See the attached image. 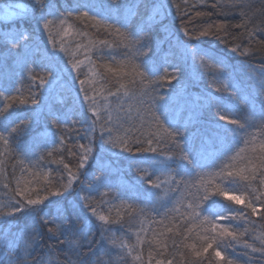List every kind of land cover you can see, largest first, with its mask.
<instances>
[{"label": "trees", "instance_id": "1", "mask_svg": "<svg viewBox=\"0 0 264 264\" xmlns=\"http://www.w3.org/2000/svg\"><path fill=\"white\" fill-rule=\"evenodd\" d=\"M18 1L28 6V11L21 15L24 19L20 22V26L29 32L35 30L33 40L30 43L33 52V62L30 65L31 76L27 72L13 74L15 66L12 65L11 60L8 61L4 70L11 76V79L4 83V88L8 90L3 96H0V111L5 112V114L11 113L12 118L29 115L30 110L35 107L30 103L34 95L41 105V110L45 113L41 127L47 125L50 131L56 132L58 139L63 136L67 148L71 149L73 153H79L78 145H88V139L86 137L81 138L84 126L80 123L82 119V93L77 94L79 81L89 80L91 83L88 86L90 88L95 87L96 92L90 91L89 94L95 96L100 105L101 113L105 111V105L112 108L116 107L118 101L114 97L108 96V90L115 92V89L121 84L137 98L144 96L145 93L148 94L144 96L145 99L157 94L164 96L166 89L170 88L169 84L167 82L141 84L140 78L132 74L135 66L132 58L137 55L139 63H136L137 65L141 64L144 49L148 47L151 48L149 58L152 59L158 69L163 68L159 64V56L156 60L158 55H156V51L158 52V48L163 50L168 46L173 47L176 43L168 35L170 25L173 26L174 31L179 33L181 39H187L183 36V28H188L190 31H203L209 25L226 26L227 35L222 30L218 35L202 36L198 41L192 42L194 46L210 57L219 56L224 60V63L218 64L209 57L205 58L204 63L197 60L192 65L196 67L199 74V77L193 78L198 79V83L194 84L195 81L189 83L188 81L191 80L189 75L186 76L181 70L180 73L185 77L183 83L188 84L189 91L194 94L215 93V98L221 106L226 104L233 106L232 112L219 114H228L234 118H240L242 122L246 121L249 125H254L248 129V132L256 131L259 126V107L264 102V69L261 67L264 65V51H262L264 43H261L264 42V31H262L264 29V16L260 13V10L264 9V0H164L165 3L171 4L170 10L167 13H162L158 18L151 38L143 39L140 43L129 47L120 43L121 38L113 35L111 30L106 31L102 26H96L94 21L76 19L74 12L66 24L60 25L59 20L72 12L76 0H57L58 13L47 15L46 18L54 22L50 26L53 33L51 39L48 36V30L42 29V23L41 27L37 28L35 20L32 19L33 0ZM177 4L180 6L179 11L175 7ZM106 8L107 5H105V10ZM44 12L46 15L47 10L45 9ZM198 12L203 15L197 16ZM241 12H244L245 15L242 16ZM36 15L39 16L40 12H37ZM131 22L135 23L136 21L133 19ZM237 25H243V27H237ZM165 26H167V31ZM77 33H86L87 35H78ZM250 33L254 34L250 35ZM53 40L57 52L55 58L48 55V51L52 50ZM105 40L113 43V45L120 43V46L108 48L99 43V41ZM90 41L95 43V47L91 51L85 52V46H88ZM61 44L75 53L76 60L83 62L79 72L72 67L73 58L61 49ZM237 45H239L240 50L231 51ZM245 48L252 51L241 55V51ZM6 54V49L0 46V55ZM89 59L92 61L91 64H89ZM50 65L55 66L53 72L48 70ZM110 68L120 69L126 75L116 76L109 71ZM257 74L261 75V79H259L262 81L261 83H255ZM32 76L36 79L33 80ZM52 76L54 77L52 84L39 85L41 77L48 80ZM149 76L152 80L156 79L151 74ZM57 78L59 85H57L58 83L55 84ZM225 79H227L228 84L224 83ZM231 84L241 90L236 94L240 99L231 94V91H235L234 88L231 91L225 89V85ZM156 87L161 88L163 92H159ZM171 87L176 89L179 85H172ZM50 92L51 94H49ZM7 96H15L17 99L8 100L5 98ZM21 99L27 100L29 103L21 104ZM121 100L124 108L132 103L128 97L121 96ZM8 104H12V107L6 108ZM84 104L86 105L87 102L85 101ZM253 107L256 109L255 113ZM48 111H54L58 115L66 117L65 123L62 125L64 131L56 129L55 125L51 123L46 115ZM89 115L92 114L89 113ZM184 116L187 118L186 114ZM216 116L215 105L201 113L199 120L200 126L206 129H201L202 135L205 137L212 134ZM37 130L39 129L29 128L15 139L10 138L8 147L0 143V264H18L20 260H24L26 264H139L134 257L137 255L135 250L136 233L141 232L142 228L145 230L141 232V236L145 240L143 257L147 261L148 252L151 250L153 264H155L156 259H164L165 261L171 259L173 264H220L215 256L217 246L223 253L225 261L231 260L233 264H264V252L260 251L264 247V220L261 219L264 210L259 215L251 216L250 222L247 223L243 220L220 221V223L228 226L229 230L235 229L237 231V239L225 237L201 257L194 255L191 247L188 246L195 244L200 247L203 241L196 236L199 229L180 217V213L186 211L184 207L180 206V202L183 201L184 204H187L186 197L189 190L194 191L191 185L204 173L215 170L206 168L204 163L200 164L204 165L203 167L193 168L187 162L178 160L179 149L167 152V144L161 146L165 149L161 159H164L165 156L175 155L178 161L165 159L161 170H158L159 168L157 169L153 164L151 165L150 162H155L152 154H135L138 162L130 167L127 154L120 157L116 154L118 150L109 152L108 157L113 162V167L116 168L119 164L126 180L130 182V186H128L130 189L121 190L119 186H113L117 172L108 166H103L104 173L109 175L110 187H101L98 191H92L90 194H87V191L86 197L90 198L88 203L96 206L99 212L109 216V230L104 233V238L101 240V229L98 226L90 229V238L98 242L92 245L91 249L85 240L80 237H73L71 251H69L65 244L50 238L49 228L54 229L55 225L49 224L48 227H43L39 218L19 214L14 219L7 217L6 213L10 211L11 205L14 203L13 189L16 187V179L22 176V168L25 169L24 178L28 180L32 178L27 169L38 172L50 170L51 178L58 179L59 175L63 173L64 164L70 165L73 170L76 168V156L68 155L65 147L59 143L55 146L52 145L47 136L42 139L39 146L33 144L32 136ZM99 135L97 132L96 139L98 140H100ZM186 135L191 138V143L187 145L191 151L190 146L198 142L200 137L195 136V130L193 133L186 132ZM246 137L243 134L233 136L223 132H219L213 137V145L217 151L213 157L215 163L220 165L227 157L232 156L233 150L236 151L237 147L233 148L237 144L245 143ZM219 138H222V142L218 141ZM106 140L105 137V142ZM199 143L195 144V148ZM53 147L56 149L53 156L46 157V152ZM109 148L110 146L103 145L102 142L99 144V141L93 145V151L95 149L107 153ZM224 148H229L230 151L227 152L226 157L218 158L219 152L223 151ZM191 154L194 157L193 152ZM42 155L45 156L43 160L40 159ZM61 156H63V163H58L57 161ZM20 161H24V164L21 165ZM90 163L92 164V161ZM128 167L131 169L129 170ZM137 168L147 169L153 180L158 177L160 188L154 191L151 185L138 182ZM86 172L87 175L81 174L79 182L74 185L79 196L85 192L79 191L81 187L87 189V186L93 182V177L101 175L100 168L95 164L86 168ZM177 172L180 175H177ZM63 174L66 175V173ZM185 184L188 187H185ZM236 187L239 191H244L243 185ZM254 187L257 185H251L247 191L251 193ZM130 191H136L139 198L130 199ZM69 199L71 200L72 197ZM213 200L216 202L213 203L210 200L205 204L206 212H223L231 206L243 208V205H235L229 201H223L219 197H214ZM129 204L132 205L131 209L127 207ZM60 208L62 205L44 207L41 216L52 220ZM176 208H179V212H173V209ZM117 211L120 213L119 217ZM99 223L96 221L97 225ZM168 227L173 228L171 233L167 232ZM188 228L193 229L191 236L188 234ZM201 235H203L202 232ZM157 240L167 244V252H162L159 245L155 243ZM148 241H153V243L150 245ZM5 242H7L6 245ZM129 248L134 250L129 252Z\"/></svg>", "mask_w": 264, "mask_h": 264}, {"label": "snow or ice", "instance_id": "2", "mask_svg": "<svg viewBox=\"0 0 264 264\" xmlns=\"http://www.w3.org/2000/svg\"><path fill=\"white\" fill-rule=\"evenodd\" d=\"M56 4L57 0H33L32 2V19L35 20L37 28L41 27L42 23V29L48 30L50 39L53 37L50 26L54 22L46 17L58 13ZM105 5H107L106 10ZM170 7L171 4L165 3L164 0H95V2L93 0H83V2L76 0L72 12H69L67 17L60 19L59 24H66L74 12L76 13V19L94 21L96 26H102L106 31L111 30L113 35L121 38L120 43H123L125 47H129L140 43L143 39H150L158 18L162 13H167ZM175 7L179 11L180 6L177 4ZM45 9L47 10L46 15ZM27 11L28 6L25 3L17 2L5 5L2 14H0V46H3L7 52L6 55H0V96H3L5 91L8 90L4 88L5 81L11 79V76L4 70L9 60L15 66L13 74L27 72L31 76L30 65L33 62V52L30 43L33 40L35 30L29 32L27 29L22 28L20 22L24 17L18 15V13H26ZM37 12H40L39 16L36 15ZM260 13L264 16V9H261ZM200 15L203 14L198 12L197 16ZM241 15L244 16L245 13L241 12ZM133 19H135V23L131 22ZM237 27H243V25H237ZM165 30L167 31V26H165ZM222 30L227 35L225 25H209L203 31H190L188 28H183V36L187 39H181L177 36V43L183 47L184 53L190 57L193 63L197 60L204 63L205 58L209 57L218 64H223L224 60L219 56L210 57L192 43L198 41L202 36L218 35ZM77 34L87 35L86 33ZM253 34L250 33V35ZM99 43L108 48L120 46V43L113 45V43L106 40L99 41ZM93 47H95V43L90 41L89 45L85 46V52L91 51ZM61 49L73 58L72 67L79 72L80 65L83 62L76 60L75 53L65 48L63 44H61ZM239 50V45L231 49L233 52ZM250 51L252 50L245 48L241 51V55H245ZM150 52L151 48L146 47L142 54L143 62L133 68L132 74L140 78V83L145 85L149 83L160 84V82L170 83L172 80H177L181 69L178 66H171V72L165 69L164 75L159 76V69L149 58ZM48 55L53 58L57 56L54 40L52 50L48 51ZM91 63L92 61L89 59V64ZM261 67L264 69V65ZM48 70L53 72L55 66L50 65ZM109 71L116 76L126 75V73L116 68H110ZM149 74L156 77V79L152 80ZM32 79L35 80L36 77L32 76ZM53 80V76L48 80L41 77L39 85H50ZM90 83L89 80L79 81L77 94L82 93V119L80 123L84 126L81 138L86 137L88 145H78V154L67 148L63 136L58 139L56 132L50 131L47 125L41 127L45 113L41 110V105L34 95L30 103L35 107L30 110L29 115L12 118L11 113L5 114V112L0 111V129H2L0 130V143H3L6 147L10 145V138L15 139V137L24 134L29 128H37L39 130L35 131L32 136L33 144L39 146L42 139L47 136L52 145L55 146L59 143L62 147H65L68 155H75L77 158L75 170L70 165L64 164L63 173H66V175L62 173L58 179L51 178L50 170L38 172L27 169L32 178L28 180L24 178L25 169L22 168V176L16 179V187L13 189L14 203H12L10 211L6 213L7 217L14 219L19 214L39 218L43 227H48L49 224L55 225L54 229L49 228L50 238L65 244L69 251H71L73 237H80L85 240L91 249V246L98 242L90 238V229L98 226L101 229V240H103L104 233L109 230V216L99 212L96 206L88 203L89 197L81 198L74 185L79 182L81 174L87 175L86 168L92 167L90 163L92 161L100 168L101 175L94 176L93 182L87 186V189L81 187L79 191L91 192L98 191L101 187H110L109 175L104 173L103 164L99 158L93 155V145L97 138V132L100 134L99 139L102 144L110 146L108 152L118 150L116 152L118 156L128 155L130 167L138 162L135 154H152L154 161L160 163H164L165 159L182 160L193 168L203 167L204 165H200L199 161L195 160L191 151L187 148V145L191 143V138L186 135V132L193 124L200 123L201 113L213 105L217 109V116L209 139L215 137L219 132L232 134L233 136L243 134L248 139L244 141L246 148L240 149L235 155L227 157L222 164L215 166V171L204 173L191 185L194 191L189 190L186 197L187 204H184L183 201L180 202V206L186 209L185 212L180 213V217L199 229L196 236L203 241L200 247L195 244L188 247H191L196 257H201L210 248H213V245H218L219 240L225 237H230L233 240L237 239V231L235 229L229 230L228 226L219 223V221L243 220L247 223L250 222L251 216L259 215L264 210V102L259 107V126L256 131L248 132V129L254 127V125H249L246 121L242 122L240 118H234L228 114H219L221 112H232L234 110L233 106L227 104L221 106L215 98V93L194 94L189 91V85L183 82L180 83L178 88L170 90L167 95L157 94L149 96L147 99L144 98L148 95L147 93L137 98L121 84L115 89V92L108 90V96L114 97L118 103L115 108L105 105L103 113L100 111V105L95 96L89 94L90 91L96 92L94 86L91 88L88 86ZM233 88L235 91H231ZM225 89L231 91L233 96L241 91L234 84L225 85ZM121 96L128 97L129 101H132L127 108L123 107ZM5 98L12 101L17 99L15 96ZM236 98L240 99L238 96ZM105 100H107V97H105ZM85 101L87 102L86 105L84 104ZM20 103L27 104L29 101L21 99ZM11 107L12 104L6 106V108ZM253 112H256L255 107H253ZM89 113L92 115H89ZM185 113H187V118L184 116ZM46 115L56 129L65 130L62 125L65 123L66 117L58 115L54 111H48ZM125 125H128V127H125ZM105 137L107 138L106 142ZM165 144L168 145L167 152L179 149L178 160L175 155L165 156L164 159H161L165 152V149L161 146ZM55 150V147L48 150L46 157H52ZM228 151H230L229 148H224L223 151L219 152L218 158L226 157ZM246 152H250L251 155H241ZM40 159H45V156L42 155ZM57 162L63 163V156ZM20 163L23 165L24 161H20ZM137 171L139 173L137 176L138 182L151 185L154 191L160 188L158 177L153 180L145 168H137ZM177 175H180V173L177 172ZM181 182L183 183V181ZM237 185H243L244 191H239ZM251 185H257V187L252 188L251 193H249L247 189ZM184 186L188 187L186 184ZM69 197H72V199L70 200ZM214 197L222 198L223 201H229L235 205H243V208L231 206L223 212H206L205 204L210 200L215 203ZM129 198H139L138 193L130 191ZM50 205H62V208L52 220L41 216L43 208ZM127 207L131 209L132 205L129 204ZM173 212H179V208L173 209ZM119 215L120 213L117 211V216L119 217ZM261 219L264 220V215H261ZM96 221L100 222L99 225L96 224ZM144 231L142 228L141 232ZM172 231L173 228H167V232L171 233ZM187 231L191 236L193 229L188 228ZM141 232L136 233L135 250L137 255L134 259L139 264H153L151 250L148 252L147 261L143 257L145 240L142 238ZM201 232L203 235H201ZM148 243L151 245L153 241H148ZM155 243L159 245L162 252L168 251V246L163 241L157 240ZM6 244L7 242H5ZM133 250V248L128 249L129 252ZM260 251L264 252V247ZM215 256L220 264H233L231 260L225 261L219 246L216 248ZM18 264H26V262L20 260ZM155 264H173V261L171 259L167 261L156 259Z\"/></svg>", "mask_w": 264, "mask_h": 264}, {"label": "rangeland", "instance_id": "3", "mask_svg": "<svg viewBox=\"0 0 264 264\" xmlns=\"http://www.w3.org/2000/svg\"><path fill=\"white\" fill-rule=\"evenodd\" d=\"M17 2H20V1H18V0L9 1V2L1 1L0 2V14H2V9H3V7L5 5L15 4ZM18 15H22V13H18ZM170 26L171 27L168 28V35L171 36V38H173L172 40H174L176 43H174L173 47L168 46L166 49H163V50L158 48V52L156 51V55L157 54L158 55H157V57L155 55L154 58L156 57V60H157V58L159 56V59H158V60H160L159 64H160V66H163V68H159L158 75L159 76H163L164 72H165V69H167L169 72H171V66H178L181 70L184 71L186 76H187V74L189 75L191 80H189L188 82L190 83V82L195 81L194 84H196V83H198L197 82L198 79H193V78L199 77V74H198V72L196 70V67L194 65H192L193 61L190 59V57L186 56V54L184 53L183 47L180 44L177 43V36H179V33L177 31H174V29L172 28L173 27L172 25H170ZM137 57L138 56L136 55L135 58H132V59H134L133 64H135V65H137V63H139ZM183 78H185V77L182 75V73H180V75L178 76L177 80L171 81L170 83L167 82L169 84L170 88L166 89V94H168L170 90H174V88L171 87L172 85H179L180 86V83L184 82ZM259 79H261V75L257 74V78L255 79V83H261L262 81H259ZM226 80L227 79L224 80V83L228 84V81H226ZM55 84L59 85L58 78L55 79ZM156 88L159 90V92H163L161 88H159V87H156ZM49 94H51V92ZM166 94H164V95H166ZM185 114L187 116V113H185ZM204 125H206V124H204ZM189 128L190 129H187V132L193 133V131L195 130V136L196 137H198V136L200 137L198 142L193 143L190 146L191 151L193 152L195 160L199 161V164L204 163V165H206V168L208 167V169L215 170V166L217 164L215 163L213 157L215 156L217 151L215 150V147L213 145V143H214L213 138L209 139V137L211 135L210 136H206V137L204 135H202L203 133H202L201 129H204V127H201L200 123L193 124ZM192 128H194V129H192ZM204 130H206V129H204ZM206 133H208V132H206ZM221 139L222 138H219L218 141L222 142ZM246 139H248V137H246ZM98 141H99V144H100L101 141L98 140V139H96L95 142L98 143ZM197 143H199L200 145L198 144V146L195 148V146H196L195 144H197ZM236 147H237V149H236V151L233 150V152L231 154L232 156L235 155V153L239 152L240 149L246 148V144L245 143L237 144L233 149H235ZM94 154H95V156H97L99 158V160L103 164V166H108V167L112 168L113 171L115 170L117 172L116 178L114 179V182L112 184L113 186L117 185V186H119L121 188V190L122 189L126 190V188L130 189V188H128V186H130V182H128L126 180V178H125V176L123 174V171H122L121 167L119 166V164H117L116 168L113 167V162L108 157L109 152L104 153V151H101V150L97 151V150L94 149L93 155ZM241 155L249 156V155H251V153L248 154V152H247V153H244V154H241ZM117 162H118V160H117ZM150 163H151V165L153 164L157 169L159 168L158 170H161L163 168V164L160 163L159 161H155V162L152 161ZM92 164H95V163L92 162ZM137 166H140V165H137ZM136 167H135V169H136ZM128 168H129V170L131 169L130 167H128ZM91 192L87 193V191H85L83 193V195L80 196V197L81 198L86 197V195L90 194ZM219 223H220V221H219Z\"/></svg>", "mask_w": 264, "mask_h": 264}]
</instances>
